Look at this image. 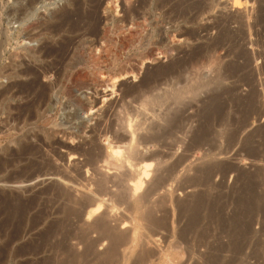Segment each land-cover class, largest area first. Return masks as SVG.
<instances>
[{
  "label": "rangeland",
  "instance_id": "1",
  "mask_svg": "<svg viewBox=\"0 0 264 264\" xmlns=\"http://www.w3.org/2000/svg\"><path fill=\"white\" fill-rule=\"evenodd\" d=\"M156 1L159 2V0ZM156 1L74 0L75 10L74 15H71L72 18L74 17V23L76 22L79 25L84 24V21H87V14L85 15V13L92 11L94 21L91 22V25L93 24L92 26L94 28L96 26L97 31L92 35H85L80 42L78 40L80 44H74V47L78 44L74 48L76 52H74V54L77 56L74 55V59L79 61V65L75 68H78L87 76V78L83 79L84 82L80 80L77 82L78 84L75 83L77 86L74 84L75 88H78V91H75V93L81 98L82 106H85L83 108H86V112L63 100L60 106L56 104L57 107H59L57 112L58 121L65 124L67 123L66 125H71L70 121L72 119V126H74V129L79 128V125H82L84 122V124L86 123L88 125L87 131L89 132V129L93 127L98 120L103 119L102 124L105 126L106 118L108 119L107 121H109L110 119H115L117 116L125 115L127 108L140 113L138 120L149 116L148 118L156 121L157 119L153 117L151 113L141 108L142 106L139 105L141 101L148 99L151 94L162 92V89H166L169 85L176 82V86L180 87L181 85H187L192 88L205 83V87L201 89L205 95L202 92L199 97L201 99L204 98L202 101L197 102L192 99L190 95V98L188 97L189 99L187 98L185 100L192 104L184 114L186 118L189 117L184 121L186 123H183L185 124L186 133L182 134L176 131L172 136L164 140L166 145H174V148L171 150H167V148H163L162 146L156 147L160 152H170V155L174 153L170 161H173L181 153L183 156L186 154L189 158L186 163V165H189L187 167L189 169L182 170L180 173L181 177L178 178V181L168 182L169 184H167V186L165 185L164 188L162 187L152 198L154 202L159 203V205H157L160 208L159 211H157L158 216L162 214V207L167 209L169 214V226L167 229L158 230L154 235H150L152 232L150 231V233L147 228H145L146 230L141 228L139 234H137L138 242L136 241L130 244L132 246L124 247L125 249L121 248L120 254L123 264H131L136 257L135 254H138L137 251H142L145 245L143 249L149 251L151 249L153 251L156 250L152 254L153 257H149L150 260H147V264H209L205 258L207 246L202 245L196 238H192L191 235L193 234L188 236V238L190 237L188 240L186 238H180L179 232L185 226V218L181 219V216H179L182 214L180 211L181 201L188 200L189 198L191 199L194 194L199 192L208 193V195H226L227 197H234L236 195L237 197L241 192V186H245L249 183H255L256 190L264 193V0H240V7H235L233 5V0H196L200 5H196L197 3L194 4L195 0H184L185 2L179 0H165L166 2H164V5H159L158 9H155L152 15L142 18L143 16L137 14L141 7L144 6L145 9L149 10L152 8V2ZM20 2L21 0H0V70H5V72L8 71L6 69H10L9 66L15 61L20 67L23 62L34 68L39 66V64H41L39 61L38 64V62L33 61L28 55H23V52H25L24 48L33 47L35 50H38L46 40L48 42L51 40L54 42L53 38H51L53 33L55 36L57 35L55 38L68 33L67 26H65L66 28H62L64 30L61 29V31L54 30L53 28L54 25L66 19L65 16L59 14V12L63 9L72 8V0H37L32 8L29 9L28 16H24L23 13L15 11V8L20 6ZM186 2L188 3L186 4ZM190 3H192L193 7ZM185 4L191 6L188 7ZM66 5L68 7H66ZM131 6L137 10V13L132 12L133 14L135 13L134 15L132 13L130 14V10L128 9L131 8ZM127 10L129 11L127 12ZM182 13L183 15L185 14V17L181 15ZM28 18L34 21L38 20L37 23H40L41 26L37 25L34 29L30 28L24 30V25ZM47 26L49 27L47 28ZM44 27L46 28V32ZM50 27L51 30H54L52 31L53 33H50L51 37L47 33ZM28 32L32 38L28 36ZM91 44H97L95 46L96 48L98 47L97 49L93 47L95 49H93L95 54L97 56L100 55L97 59L91 58L87 53L89 52L88 46ZM99 49L101 53L98 52ZM88 57H90V59ZM19 61H21V63ZM94 71L100 74H108L109 72L114 75H118L120 72L122 78L117 79L113 93H111L112 89L109 86L106 89L108 95L103 96L102 91L104 88L101 89L100 86L94 83L91 84V81L93 82L92 78H97L99 74ZM162 75H164V77ZM218 75L221 78L215 88V84L210 81ZM41 81L43 82V78ZM85 81L87 82L85 83ZM206 81L210 82V84ZM7 84V78L0 77V90ZM150 84L153 86L155 85V87L157 86L156 88H152L155 91L144 92V88L146 89L147 86H149V88L151 87ZM213 87L216 89L215 91L218 92V99L214 101L215 107L218 105V114L207 115L208 112L206 113V111H208V109L210 110V104L208 103L210 101L206 94L207 92L209 93ZM141 88L143 89L141 90ZM57 98L58 96L54 91L52 100L54 104L55 101L58 100ZM16 101L19 102L20 100L17 99ZM16 101H11V103ZM111 102H113V106H110ZM102 109L104 110V115L108 113L105 118L101 115ZM161 111L160 109L156 110L157 113ZM198 113L199 115H197ZM73 115L77 117L74 116L75 118H72ZM8 117L7 110L4 108L2 109L0 105V126H3V128L0 129V162H2L1 160H3V157H7L8 150L12 149V147H16V143L11 141L13 138L5 136V132H7L9 126L7 124L9 122ZM4 122L7 125H5ZM157 122L161 123L159 120H157ZM197 123H200L202 126H200V130L197 132L199 134H194L193 131L196 129ZM88 132H86L87 134L82 133L83 135L81 133L78 134L77 140L75 139L72 144H81L79 141H83V139L88 141L91 134ZM178 140H181L182 143ZM197 142L198 144H196ZM84 144L83 142L82 145L87 147V144ZM143 151L146 150L144 149ZM41 152L43 154L50 153L44 148L41 149ZM82 160L83 156H79L75 159V163H82ZM170 161H168V163ZM81 163L79 165H81ZM1 164L2 163H0V264H55L56 262V264H88L90 258L89 260L87 258L90 254L83 255L85 257H80L84 252L83 249H85V245L83 243H77L74 238L70 240V237H68L69 240H65L67 243L64 242L62 246L55 249L45 244L47 237L40 236L41 229L53 216H49V219L47 218L41 226H38V228L29 233L25 232V228L28 227L26 224L29 223L27 222L28 219L24 224L18 225L17 223L15 224V220L8 218L7 207L16 202L28 203L32 196L41 194L39 190H42V188L44 189L50 183H38L37 180H33L28 182L29 185L27 182L17 183V185L16 183L9 184V179L19 172L20 169L18 168L20 167L17 164V167L15 165L6 167V165ZM205 164L214 165L215 171L209 178V180H211L210 182L208 179L203 180L205 179L203 174L200 175V177L203 176V178L201 177L203 181L199 186H182L185 184V177L188 178L193 176L196 171L195 169ZM13 166H15V168ZM82 169L83 172H85V168ZM13 170H15V173L12 172ZM104 170L103 168L101 171L104 172ZM111 173H115L114 170H112ZM9 174L13 175L10 176ZM85 174L86 173H83V175ZM91 175H94L92 176V178H94L96 173L90 175L86 174L84 177L87 178L89 176L88 178H90ZM36 185L38 186L36 187ZM107 187L110 192L117 191V187L111 185V183H109ZM75 188L76 187H74V189ZM78 189L79 188L75 189L77 190L76 192H82V188L79 189L80 191ZM83 189V191H87L85 188ZM31 191H34V193ZM43 195L45 196L46 194L42 193L39 195L41 197L33 204L31 212L35 213V210L41 207L42 200L48 197V195L47 197ZM25 197L27 198L25 199ZM107 197L109 198V195H107ZM160 202L162 203L160 204ZM131 203L129 202L132 206L133 202L131 201ZM108 204H111V201H109ZM36 206H38V208ZM126 206V204L117 206V210L115 209L114 211L116 215L113 214V216H111L112 223L110 222L112 226L115 225L122 231L131 228L130 224L125 228H122L120 223L118 224V221L120 222L121 219L130 220V213L129 210L126 209L128 208ZM255 219V223H252L251 229L253 228L252 231H255L254 233L259 236L264 246V216L258 215ZM76 226L79 227L80 224H76ZM90 237L94 239L97 237V234L91 233ZM186 241L188 242L186 243ZM194 241L199 244L194 243ZM106 242L108 241H102L97 244L94 255L89 256H92L91 263L89 264L96 262L95 260L97 258L94 259L93 256L97 253H101L105 249L104 247L108 244H106ZM189 242H192L194 245L192 243L191 245ZM188 244L194 246V248ZM262 244L260 247L263 254L259 256L251 255L250 257L244 258V253L253 254L254 245L248 246L243 256L239 257L240 261H237L238 264H264V250ZM188 246L193 249H189ZM129 247L131 248L129 249ZM76 251L78 252L76 253ZM77 254L80 255L76 259L74 255L77 256ZM228 255L229 253H224L222 258L226 261L229 259V257H227ZM74 260H76L75 263ZM82 261H84V263ZM232 263L236 262L234 261L231 262V264Z\"/></svg>",
  "mask_w": 264,
  "mask_h": 264
},
{
  "label": "bare ground",
  "instance_id": "2",
  "mask_svg": "<svg viewBox=\"0 0 264 264\" xmlns=\"http://www.w3.org/2000/svg\"><path fill=\"white\" fill-rule=\"evenodd\" d=\"M36 1L37 0H21L20 6L15 8V11H19L20 13H23L24 16H28L29 9L32 8ZM179 1L183 2L184 0ZM164 2L166 1L159 0V2H152V8L149 10L145 9L142 5L143 7L138 10L139 13H137V10H135L132 6L128 9L130 10V14L135 12L144 18L152 15L153 11L158 9L159 5H164ZM187 3L188 2H186V4ZM195 3H197L196 5H200L199 2H196V0L194 1V4ZM190 4L192 5V3ZM191 5L186 6L190 7ZM233 5L235 7H240L241 1L233 0ZM66 7L68 6L66 5ZM74 10V0H72V8L63 9L59 12V14H63L66 19L54 25L53 28L54 30L61 31L62 28L67 26V34H63L58 38H55L57 35L55 36L52 32L54 30H51L50 27L47 33L49 36L50 33H53L52 37H50L53 38L54 42H52V40L49 42L46 40L38 50H35L33 47L24 48L25 52H23V55H28L33 59V61H39L41 63L39 64L38 62L39 66L34 68L33 66L23 62L20 67L15 61L9 66L10 69H6L8 70L7 72H5V70H0V77H5L8 80V84L3 86L4 88L2 87L3 89L1 88L2 90H0V105L2 106V109L4 108L7 110L9 116V122L6 121L9 125L8 130L7 132H5L6 130L4 132L6 133L5 136L13 138L11 141L16 143V147H12V149L8 150V155L5 154L7 157H3V160H1L2 162L0 163H2L1 165H6V167L9 165H15L16 167L18 165L20 167L18 168L20 169L19 172H16L17 174L12 176L9 179L10 182H8L9 184L16 183V185L17 183H28L33 180H37L38 183H50L44 189L42 188V190H39L41 194L45 193V196L47 197L48 195V197L42 200V205H40L41 207L39 209H37L38 206H36L37 208L35 207L37 209L35 210V213L31 212V209L33 204L39 200L41 197L39 195L41 194L32 196L28 203L16 202L13 205L9 204L10 206L7 207L8 218L15 220V224L17 223L18 225L24 224V222L28 219L27 222L29 223L26 224L28 227L25 228V232L29 233L38 228V226H41L49 216H53L41 229L40 236L47 237L45 243L46 245L55 249L62 246L66 239L69 240L68 237H70V240L74 238L77 243H83L85 245V249H83L84 252L82 251L83 253L81 255L79 254L80 257H85L83 255H94L96 246L99 242L108 241L106 242V244H108L104 247L105 249L101 253H97L93 256L94 259L97 258L95 260L96 262L93 264H123L121 262L120 249L132 246L130 244L137 241V234H139V230L141 228H147L149 232H152H150V235H154L158 232V230L167 229L169 226V214L167 209L162 207V214L158 216L157 211H159L160 208L157 205H159V203L154 202L152 198L153 195L156 194L162 187L164 188L165 185L167 186V184H169L168 182L175 180L178 181V178L181 177L180 173L182 170L189 169L187 168L189 165H186L189 158L186 154L183 156L181 153L182 155L180 154L173 161H170V159L174 156V153H171L170 155V152H160L156 149V147L162 146L163 148H167V150H171L174 148V145H166L164 140L172 136L176 131H179L182 134L186 133L185 124L183 123H186L184 121H186L189 117L186 118L184 114L185 111L192 106V104L185 100L190 95L191 98L197 102L202 101L204 98L201 99L199 97L203 92L201 89H203L202 87H205V83L192 88L187 85H181L180 87L176 86V82L169 85L168 88L162 89V92L151 94L148 99L141 101V103H139V105L142 106L141 108L148 113H151V115L161 123L157 122V120H151L148 118L149 116L138 120L140 113L129 108L126 109L125 107V115L117 116L113 120H111L110 118L112 117H110L109 121H107L108 119L106 118V123L104 122L105 126L102 124L103 119L98 121L96 119L97 122L89 129V132L87 131L88 125L86 123L84 124V122L82 125L80 124L81 126L79 125V128H75L76 130L74 129V126H72V119L70 121L71 125L59 122L57 115L59 107H57L56 104L60 106L63 100L66 103H70L71 105L80 108L82 111L85 110L86 112V108H83L85 106H82L81 98L75 93V91H78V88H75L74 84L84 78H87V76L78 68H75L79 65V61L74 59V48L78 45L77 44L74 47V44L79 43L85 35L89 36L97 31L96 26L94 28L92 26L93 24L91 25V22L94 21L92 11H86L87 13H85V15L87 14V21L83 20L85 23L79 25L76 22L75 24L74 17H71L72 14L74 15ZM129 10H127V12ZM181 15L184 16L185 14L183 15L182 13ZM37 21L28 18L24 25V30H28L30 28L34 29L37 25L41 26V24H38ZM48 27L49 26H47V28ZM28 36L31 35L29 34ZM96 45H89V52L87 53L91 58L97 59L100 55L97 56L94 52L95 49L93 47ZM98 52H100V49ZM90 57L88 58L90 59ZM19 62L21 63V61ZM164 75L162 76L164 77ZM120 76V72L118 75H114L109 72L108 74L99 73L97 78H92L93 82L91 81V84L94 83L95 85L100 86L101 89L104 88L102 95L107 96L108 94L106 93V89L110 86L112 89L111 93H113L117 79L122 78V76ZM41 77L43 78V82L41 81ZM220 78L221 77L218 75L216 78L211 79L210 82L215 84L214 87L217 83H219L218 81ZM86 82L87 81H85V83ZM210 82L207 83L210 84ZM156 87L155 85H151L150 88L147 86L146 89L144 88V92H152L154 90L152 88ZM214 87L206 94L210 101L208 102L210 104V110L208 109V111H206V113L208 112L207 115L218 114V105L217 107L214 105V101L218 99V92L215 91L216 87ZM142 89L143 88H141V90ZM54 91L58 96V100L55 101V104L52 102ZM17 99L20 101H16ZM11 101L16 102L11 103ZM110 106H113V102H111ZM157 109L162 111L157 113ZM103 111L104 110L102 109V113H99H101V115L105 118L108 113H105L104 115ZM197 115H199V113ZM74 116L76 115H73L72 118H75ZM200 126L202 125L197 123L196 129L193 131L194 134L199 132ZM1 128H3V126H0V129ZM86 132L91 133L88 141L83 139V141H79L81 144H72L75 139L77 140L78 134H85ZM83 142L87 144V147L82 145ZM198 142L196 144H198ZM42 148L46 149V151H49L50 153L47 152L48 154H43L41 152ZM144 149L146 151H143ZM79 156H83V162H80L81 165H79L80 163L78 162L75 163V159ZM168 161L170 162L168 163ZM15 166L13 167L15 168ZM82 168H85V172H83ZM103 168L106 171H101ZM112 170H114L115 173H111ZM195 170L196 171L193 176L184 178L185 184L182 186H199L203 180H209L210 176H212L211 174L215 171L213 164H205L202 167H197ZM14 171L15 170L12 172L15 173ZM89 172L90 174L96 173V176L92 178L94 175H91L90 178H88L89 176H86L87 178H85L84 176L86 174L90 175ZM83 173L86 174L83 175ZM203 174L205 179L202 180L201 177L203 178V176L200 177V175ZM210 181L211 180H209V182ZM109 183L116 186L117 191L114 190L115 192H110L107 187ZM37 186L38 185H36V187ZM242 186L240 188L241 192L237 197L236 195L234 197H227L226 195H208V193L199 192L194 194L192 197L190 196L191 199L189 198L188 200L186 199L181 201V210H179L182 214L179 216H181V219L185 218V226L179 232L180 238H186L188 240L190 238H188V236L193 234L191 235L192 238H196L202 245L207 246L205 258L209 264H231V262L234 261L238 264L237 261H240L239 257L243 256L245 249L251 245H254L253 254L244 253V258L250 257L251 255L259 256L263 254L260 247L262 242L259 239V236L254 233L255 231H252L253 228L251 229V225L254 220H256L255 217L258 215L264 216V193L256 190L255 183H249ZM74 187L79 189L82 188V192H76L77 190H75L76 188L74 189ZM83 188L87 191H83ZM34 191L31 192L34 193ZM107 195H109V198ZM26 198L27 197H25V199ZM130 200L133 202L132 206L129 204V202L131 203ZM109 201H111V204H108ZM161 203L162 202H160V204ZM121 204L127 205L126 207L128 208L126 209L129 210L130 220L121 219L120 222L118 221V224L120 223L122 228H125L129 224L131 226L130 229L128 228L123 231L119 230L117 226L111 225V216L115 214V209ZM76 224H80V226L77 227ZM91 233H96L97 237L94 239L91 238ZM187 242L188 241H186V243ZM77 243L75 244L78 245ZM194 243L196 242L194 241ZM189 246V249L194 248V246H191L193 248H190ZM262 247L264 250L263 244ZM130 248L131 247H129V249ZM143 248H145V245ZM143 248L142 251H137L138 254H135L136 257L133 259V263L131 264H147L149 257H153L152 254L156 250L153 251L151 249L149 251ZM77 252L78 251H76V253ZM224 253H229L227 256L229 259L226 261L222 258ZM79 255L77 254V256H74L77 259ZM89 256L88 258L86 256L88 260L90 258V262L88 261V264L91 263L92 260V256ZM124 260L126 261L125 258ZM75 261L76 260H74V263ZM82 262L84 263V261Z\"/></svg>",
  "mask_w": 264,
  "mask_h": 264
}]
</instances>
